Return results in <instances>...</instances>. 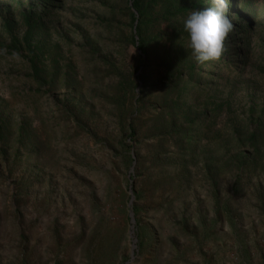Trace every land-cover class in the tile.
<instances>
[{
	"label": "rangeland",
	"instance_id": "374dc122",
	"mask_svg": "<svg viewBox=\"0 0 264 264\" xmlns=\"http://www.w3.org/2000/svg\"><path fill=\"white\" fill-rule=\"evenodd\" d=\"M0 0V264H264V0Z\"/></svg>",
	"mask_w": 264,
	"mask_h": 264
},
{
	"label": "clouds",
	"instance_id": "9594fccd",
	"mask_svg": "<svg viewBox=\"0 0 264 264\" xmlns=\"http://www.w3.org/2000/svg\"><path fill=\"white\" fill-rule=\"evenodd\" d=\"M212 7L191 10L183 20L187 48L197 63H205L218 58L224 41L233 30V24L226 13L229 0H211Z\"/></svg>",
	"mask_w": 264,
	"mask_h": 264
},
{
	"label": "trees",
	"instance_id": "16d2710c",
	"mask_svg": "<svg viewBox=\"0 0 264 264\" xmlns=\"http://www.w3.org/2000/svg\"><path fill=\"white\" fill-rule=\"evenodd\" d=\"M134 9L140 14V4H139V0H136L133 4Z\"/></svg>",
	"mask_w": 264,
	"mask_h": 264
}]
</instances>
